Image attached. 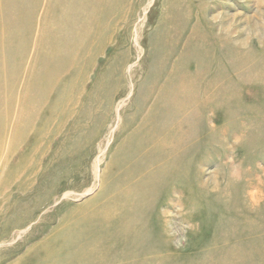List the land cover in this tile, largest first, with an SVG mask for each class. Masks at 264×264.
Returning <instances> with one entry per match:
<instances>
[{"label": "rangeland", "instance_id": "374dc122", "mask_svg": "<svg viewBox=\"0 0 264 264\" xmlns=\"http://www.w3.org/2000/svg\"><path fill=\"white\" fill-rule=\"evenodd\" d=\"M0 264H264V0H0Z\"/></svg>", "mask_w": 264, "mask_h": 264}, {"label": "bare ground", "instance_id": "6f19581e", "mask_svg": "<svg viewBox=\"0 0 264 264\" xmlns=\"http://www.w3.org/2000/svg\"><path fill=\"white\" fill-rule=\"evenodd\" d=\"M180 87V86H179ZM167 146V145H166ZM165 148V147H164Z\"/></svg>", "mask_w": 264, "mask_h": 264}]
</instances>
